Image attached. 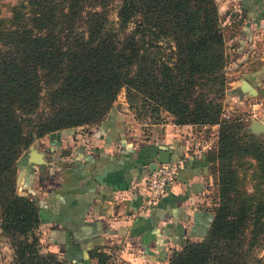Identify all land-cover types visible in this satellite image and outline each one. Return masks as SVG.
Listing matches in <instances>:
<instances>
[{
	"label": "trees",
	"instance_id": "obj_1",
	"mask_svg": "<svg viewBox=\"0 0 264 264\" xmlns=\"http://www.w3.org/2000/svg\"><path fill=\"white\" fill-rule=\"evenodd\" d=\"M112 2L0 0V237L9 264H78L40 249L37 199L17 189L16 161L34 137L99 122L121 89L136 114L216 125L205 159L215 162L218 202L203 236L164 264H264V135L222 115L227 54L215 0H118L109 18ZM87 255L120 264L100 246Z\"/></svg>",
	"mask_w": 264,
	"mask_h": 264
},
{
	"label": "crops",
	"instance_id": "obj_2",
	"mask_svg": "<svg viewBox=\"0 0 264 264\" xmlns=\"http://www.w3.org/2000/svg\"><path fill=\"white\" fill-rule=\"evenodd\" d=\"M216 3L226 34L230 102L243 105L251 97L252 117L264 122V0ZM241 79L256 94L242 90ZM119 102L95 124L37 138L16 161L17 189L37 199L40 241L78 264H94L87 250L98 246L122 264H160L185 240L200 239L211 219L206 149L198 145V129L206 125L163 121L140 137ZM209 127L215 136L216 125ZM160 149L183 164L156 203L141 209L148 166Z\"/></svg>",
	"mask_w": 264,
	"mask_h": 264
},
{
	"label": "rangeland",
	"instance_id": "obj_3",
	"mask_svg": "<svg viewBox=\"0 0 264 264\" xmlns=\"http://www.w3.org/2000/svg\"><path fill=\"white\" fill-rule=\"evenodd\" d=\"M12 1H15V0H3V2H6V3L12 2ZM215 2H216V0H215ZM117 3H118V0H113V2L111 4V8L109 10V14H108L109 18H114L115 7L117 6ZM216 5H217V3H216ZM217 11H218V9H217ZM221 16H222V14L218 13L219 20H220ZM220 23H221V21H220ZM225 50H226V47H225ZM226 54H227V52H226ZM227 62H228V54H227V60H226L225 66L227 65ZM254 64H256V63H252L251 67H253ZM225 66H224V75H225L226 83H225V87H224V90L222 92V96L220 99L222 104H223V107H224V112L227 114V116H229V115L230 116H239V118L243 119V122H245V124H246L248 119H249L248 115L250 114V111L252 110L251 105H249L248 103L250 102V100H252V98L247 97V99L244 100L243 105H235L234 103L230 102L229 97L230 96L233 97V95H232L233 90L230 89V83H228V82L230 81L231 76L227 75L226 71L228 69H226ZM231 79H232V77H231ZM236 94H237L236 97H240V99H241L242 96L237 92H236ZM120 100L125 102L126 107L128 109V111L127 110H125V111H127L129 113L130 119L132 120L131 125H130L131 130L133 131L134 129H136L138 131V134L140 137H142V136H144V134H147L148 132H150L149 131L150 128H152V126L156 125L157 123H160L163 121H171L172 122L171 116L164 110H160L157 116L156 115H150L149 113L136 114L137 112H135L134 108L128 107L127 101L125 100V95H124L123 89H121L119 91V93L116 95L113 103L117 102V105L120 106V102H119ZM137 106H139L138 102H137ZM251 118H254V117H251ZM192 125H195V124H192ZM82 126H86V125H82ZM197 126H199V125H197ZM209 126L210 125H206L204 130L198 129V131L200 130V132H201V135L198 137V139L202 138L201 140H203V139L212 138V142L209 145V147L205 148L206 151L207 150L209 151L214 146L215 139H216V136H214V135L211 136V134L209 133V132H211V129ZM255 134H258V136H263L264 131L258 132ZM44 135H42V136H44ZM42 136H40V137H42ZM37 138H39V137H34L32 139V141L36 140ZM32 141L28 144V146L32 143ZM214 167H215V162H213L212 160L207 161V171H206L207 173H206V177H205L206 179H205L204 195H205V199L207 201V205L210 208L215 207L217 202H218V192H217V185H216L217 173L215 172ZM245 181H246V179H245ZM35 232L39 236V232L38 231H35ZM196 240H198V239H196ZM39 245H40V249L42 251L48 250V249H46V246L44 245V243H42L40 241V237H39ZM171 250L168 252V254L166 255V258L160 264H164L166 262L167 256L169 255ZM55 253H57V252H55ZM58 256H60V255L58 254ZM10 258H11V248L7 244L6 240H4L3 238L0 237V264H9ZM115 260L117 262H120L117 259H115ZM120 264H122V263L120 262Z\"/></svg>",
	"mask_w": 264,
	"mask_h": 264
},
{
	"label": "built area",
	"instance_id": "obj_4",
	"mask_svg": "<svg viewBox=\"0 0 264 264\" xmlns=\"http://www.w3.org/2000/svg\"><path fill=\"white\" fill-rule=\"evenodd\" d=\"M224 117L227 114H222ZM254 111L251 110L248 117H252ZM212 142V138L203 139L198 145L206 148ZM183 158L178 157L166 162H158L155 167L149 171L145 179V194L143 195L140 208H147L156 203L162 194L166 192L170 184L173 182L178 170L182 167Z\"/></svg>",
	"mask_w": 264,
	"mask_h": 264
},
{
	"label": "water",
	"instance_id": "obj_5",
	"mask_svg": "<svg viewBox=\"0 0 264 264\" xmlns=\"http://www.w3.org/2000/svg\"><path fill=\"white\" fill-rule=\"evenodd\" d=\"M240 87L242 90L248 91V93L250 95L256 94V89L246 79H241ZM245 128H248V130L252 133L262 132V131H264V122H262L258 119H255V118H249L246 125H245ZM169 153H170V151L168 149L158 150L155 159L151 161L148 168L150 170H152L155 167L156 163L169 161ZM99 176L100 175H98V177H96V178H97V180L100 181Z\"/></svg>",
	"mask_w": 264,
	"mask_h": 264
}]
</instances>
